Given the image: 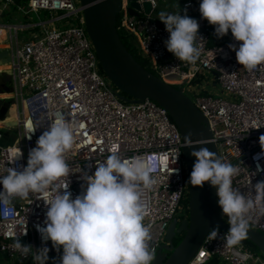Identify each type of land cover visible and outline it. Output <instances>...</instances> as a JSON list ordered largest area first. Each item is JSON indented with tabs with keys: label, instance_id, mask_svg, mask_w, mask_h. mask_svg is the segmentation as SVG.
Returning <instances> with one entry per match:
<instances>
[{
	"label": "built area",
	"instance_id": "1",
	"mask_svg": "<svg viewBox=\"0 0 264 264\" xmlns=\"http://www.w3.org/2000/svg\"><path fill=\"white\" fill-rule=\"evenodd\" d=\"M147 1L151 4L150 14L131 16L127 1L121 0L117 30L133 37L137 53L151 73L184 94L185 90L194 91L192 81L204 73L214 77L221 92L231 99L193 93L191 100L208 121L217 154L226 163L239 164L233 187L253 197V185L264 180V173L253 176L257 165L253 158L262 151L259 138L264 135V67L249 72L237 62L236 53L229 45L235 44L238 48L242 42L235 41L232 33L210 44L209 22L199 12L201 0H184L180 5L181 15L187 9V14L198 20L199 35L203 37L199 41V60L194 64L181 62L166 48L164 42L170 34L165 24H158L152 17L156 0ZM12 5L23 15L47 11L51 19L36 24L0 23V43H4L1 47L9 53L5 65L11 80L12 126L17 130L12 144L0 145V174H7L9 167L26 166L36 140L57 119L73 129L75 138L73 147L65 154L71 174L62 178L63 183L69 182L73 198L80 194L81 168L94 174L95 162L105 161L112 148H117L124 158L143 156L152 175L159 179L158 185L148 193L149 208L144 220L151 226L150 246L156 254L164 243L169 222L176 218L182 199L187 198L183 142L176 124L166 109L149 98L126 102L119 97V91L100 69L79 0H23L21 4L16 0H0L3 12ZM66 19L71 21L68 25L56 24ZM37 26L39 30L28 38L19 36V32ZM168 75H175L177 79L166 80ZM20 151L23 157L12 164ZM259 163L264 166V156ZM0 191H3L2 185ZM54 195L50 191L46 198ZM44 198L30 194L27 200L16 198L9 205H0V252L9 264L30 261L35 264L31 255L21 257L13 249L17 238L20 242L24 239L21 243L32 245L34 250L45 246L36 227L44 226L46 219ZM219 210L227 223L220 206ZM250 227L264 234V216L254 214ZM210 230L187 264H209L212 260L227 264H249V261L264 264V258L243 241L229 248L219 238L208 240ZM227 231L220 228V235ZM50 243L49 240L46 245L49 249Z\"/></svg>",
	"mask_w": 264,
	"mask_h": 264
},
{
	"label": "clouds",
	"instance_id": "2",
	"mask_svg": "<svg viewBox=\"0 0 264 264\" xmlns=\"http://www.w3.org/2000/svg\"><path fill=\"white\" fill-rule=\"evenodd\" d=\"M180 6L175 12L160 11L158 19L170 34L165 40L167 50L181 62L194 64L201 56L199 22ZM199 12L202 19L215 26L217 38L231 30L237 48V62L252 72L264 67V0H201ZM155 58V57H154ZM156 60V59H155ZM33 131L32 133H34ZM28 139H31V135ZM191 133L185 146L192 147L196 157L190 174L193 186L203 187L205 182L216 187L218 204L227 217L229 230L220 235L219 225L212 228L208 240L224 241V247H235L247 238L254 214L264 216V180L253 185L254 196L242 194L233 187V178L239 174V164L224 162L223 158L206 145L208 140L193 142ZM73 129L57 119L36 140L28 153L27 165L9 167L7 174H0V205H9L14 199L27 200L30 194L45 197L46 219L44 226L37 225L45 246L34 250L17 238L13 249L21 257L31 255L35 264H47L50 240L57 252L63 253L59 264H152L155 249L150 246L151 226L144 223L148 213V193L158 185L159 179L143 156L124 158L117 148H112L106 160L95 162L94 174L81 168L80 194L72 192L62 178L69 177L70 167L65 154L74 144ZM261 153L254 175L264 173L259 160L264 156V135L259 138ZM23 157L20 151L12 164ZM91 165H89V168ZM55 195L48 199L47 194ZM25 233L24 235H26Z\"/></svg>",
	"mask_w": 264,
	"mask_h": 264
},
{
	"label": "water",
	"instance_id": "3",
	"mask_svg": "<svg viewBox=\"0 0 264 264\" xmlns=\"http://www.w3.org/2000/svg\"><path fill=\"white\" fill-rule=\"evenodd\" d=\"M128 13L138 16L151 13V4L147 0H126ZM121 0H79L82 9L84 26L98 59L100 69L111 84L124 94L123 101L135 102L149 98L166 109L171 120L176 124L183 142L181 152L187 180L188 212L180 221L171 219L165 235L164 243L155 254L152 264H187L200 247L205 235L212 227L229 230L220 214L216 187L205 182L203 187L190 183V174L196 161L191 153L192 147L185 146L186 138L191 133L193 142L208 140L212 143L195 145L208 147L217 153L212 141L208 121L196 107L191 98L179 89L166 83L138 63L128 48L122 42L116 28L117 16L120 11ZM158 24H163L159 19ZM9 61L7 49L0 46V65ZM216 75V73H215ZM166 80L177 79L175 75H168ZM8 106V103L5 104ZM81 192V187H78ZM184 232L176 246L173 240L176 235ZM247 240L251 241L264 255V234L250 227ZM24 242V239H21ZM170 250V253H164ZM60 252L50 243L48 264H59ZM29 264H32L30 261Z\"/></svg>",
	"mask_w": 264,
	"mask_h": 264
},
{
	"label": "rangeland",
	"instance_id": "4",
	"mask_svg": "<svg viewBox=\"0 0 264 264\" xmlns=\"http://www.w3.org/2000/svg\"><path fill=\"white\" fill-rule=\"evenodd\" d=\"M182 1L183 0H156L157 8L153 11L152 17L158 20L159 18L158 13L160 11L163 10V11L172 12V10L175 7H177V9L179 8ZM16 11L22 23L25 22V23L36 24L41 20L51 19V14L47 11H39L37 13L29 12L28 14H25V15H23L19 10H16ZM70 22L71 21L69 19H66V20L59 21L56 24L58 26H61V24L68 25ZM38 30H39L38 26L35 28H30L28 30L19 32V36L20 37L24 36V38H28L32 32H35ZM128 36L129 37H127V39L129 41V44L131 45V48H134L138 52V49L136 47L133 37H131L130 35ZM224 38L225 37L221 38V40H224ZM214 43H210V44H214ZM0 67H1L0 68V133H1L0 144L1 145L3 144V146H6L14 142V140L17 137V130L16 128L12 126L11 94H10L11 82H10L9 68L7 66L4 67V65H0ZM191 86L194 88V91L191 92V91L185 90V93L192 99L194 98L193 93L210 94L212 96H222L224 98L231 99L225 93L221 92L222 90H221L220 85L215 81L214 77L209 73H204L203 76H200L196 81H192ZM118 95L120 98L124 97V94L120 91ZM6 103H8V106H5ZM186 216H187V201L184 198L181 201V209L178 211L175 217L178 219V221H180ZM176 237H178V235H176ZM247 246L251 248L253 251H255V253L260 258H264V255L259 249L251 247L250 244H247ZM62 253H63V248L61 247L60 254L62 255ZM215 264H227V263L223 260H219ZM249 264H256V263H254L253 261H249Z\"/></svg>",
	"mask_w": 264,
	"mask_h": 264
},
{
	"label": "trees",
	"instance_id": "5",
	"mask_svg": "<svg viewBox=\"0 0 264 264\" xmlns=\"http://www.w3.org/2000/svg\"><path fill=\"white\" fill-rule=\"evenodd\" d=\"M17 3H22L23 0H16ZM10 20V19H8ZM210 28H209V39H210V43H214V42H217L219 40H221V38H217V36L214 34L215 33V26L214 25H211L209 24ZM119 32V35H120V38L122 40V42L124 43V45L128 48V50L130 51V53L133 55V57L135 58V60L140 63L145 69H147L149 71V68L146 66V61L143 60L140 55L137 53V51L134 49V48H131V45L129 44V41L127 39V37H129L126 33H121L120 30L118 31ZM229 33H231V30H229ZM228 35V34H227ZM227 35H225L224 37H226ZM212 45V44H211ZM102 71V70H101ZM186 201L188 203V198H186ZM188 212V211H187ZM182 238V235H178V237H175L174 240H173V243L174 244H177L179 243V241L181 240ZM243 242L247 245V244H250L251 247H254V248H257L256 245H254L251 241L247 240V239H244ZM259 249V248H257ZM217 261L215 260H212L209 262V264H215Z\"/></svg>",
	"mask_w": 264,
	"mask_h": 264
},
{
	"label": "crops",
	"instance_id": "6",
	"mask_svg": "<svg viewBox=\"0 0 264 264\" xmlns=\"http://www.w3.org/2000/svg\"><path fill=\"white\" fill-rule=\"evenodd\" d=\"M20 4H21V2H20ZM176 9H177V7H175L172 10V12H175ZM16 10H18L16 5L10 6L4 12L0 10V23H2V22H5V23H15V24L16 23H22L21 20H20V18L17 15V11ZM8 19H10V20H8ZM0 45H4V43H0ZM4 66H6V65H4ZM10 82H11V80H10ZM11 103H12V101H11ZM0 264H9L6 256L2 252H0Z\"/></svg>",
	"mask_w": 264,
	"mask_h": 264
},
{
	"label": "flooded vegetation",
	"instance_id": "7",
	"mask_svg": "<svg viewBox=\"0 0 264 264\" xmlns=\"http://www.w3.org/2000/svg\"><path fill=\"white\" fill-rule=\"evenodd\" d=\"M180 235H182V237H183V235H184V232H182ZM178 244V243H177ZM177 244H174L173 243V245L172 246H176ZM164 252H166L167 253V255L170 253V250H167V251H164Z\"/></svg>",
	"mask_w": 264,
	"mask_h": 264
},
{
	"label": "bare ground",
	"instance_id": "8",
	"mask_svg": "<svg viewBox=\"0 0 264 264\" xmlns=\"http://www.w3.org/2000/svg\"><path fill=\"white\" fill-rule=\"evenodd\" d=\"M5 67V66H4ZM1 68V67H0Z\"/></svg>",
	"mask_w": 264,
	"mask_h": 264
}]
</instances>
